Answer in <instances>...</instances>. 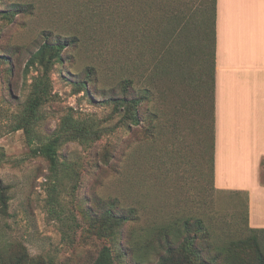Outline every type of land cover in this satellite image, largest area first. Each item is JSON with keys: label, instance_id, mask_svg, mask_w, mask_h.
Returning <instances> with one entry per match:
<instances>
[{"label": "rangeland", "instance_id": "obj_1", "mask_svg": "<svg viewBox=\"0 0 264 264\" xmlns=\"http://www.w3.org/2000/svg\"><path fill=\"white\" fill-rule=\"evenodd\" d=\"M206 3L0 0V264H94L104 247L114 264H156L136 232L159 224L184 241L200 229L205 253L255 234L264 246L245 192L214 182ZM74 37L32 112L43 71L31 54ZM65 129L54 172L32 149Z\"/></svg>", "mask_w": 264, "mask_h": 264}, {"label": "crops", "instance_id": "obj_2", "mask_svg": "<svg viewBox=\"0 0 264 264\" xmlns=\"http://www.w3.org/2000/svg\"><path fill=\"white\" fill-rule=\"evenodd\" d=\"M215 186L248 195L264 230V0H218Z\"/></svg>", "mask_w": 264, "mask_h": 264}, {"label": "trees", "instance_id": "obj_3", "mask_svg": "<svg viewBox=\"0 0 264 264\" xmlns=\"http://www.w3.org/2000/svg\"><path fill=\"white\" fill-rule=\"evenodd\" d=\"M217 2L218 0H207L206 10L208 13L207 22L209 28L207 30V58L206 65H209V81L211 82V140H212V167H214V142H215V89H216V53H217ZM76 41V37L72 39L61 38L57 40L47 39L43 42L36 51H34L27 63V67L39 66L42 68L43 74L39 77L37 82L38 92L41 94L34 97L32 101V112L35 111V106L38 105L39 98L43 97L48 90L49 86V73L57 62H63V52L67 46H70ZM90 74V73H89ZM48 80V81H47ZM83 86L87 84V80H82ZM118 107H126L128 104L132 105L138 101L136 99H129L124 97L123 99H114ZM30 122L29 120H27ZM30 124V123H29ZM26 127L28 134L30 135V143L33 142L32 130L30 127L20 125L18 128ZM65 128V127H64ZM73 130L81 131V128L77 125L73 126ZM69 129H65V134L56 133L54 136L44 140L40 145L34 147L32 150L36 155H42L45 157L51 166V170L54 172L60 171V160L58 150L60 142L64 136H68ZM264 164V160L262 161ZM1 185V183H0ZM238 193L240 191H237ZM241 193V192H240ZM243 193V192H242ZM246 194V201L248 198ZM3 198L4 193H1ZM3 206H6V202L3 200ZM112 218H117L120 222L121 217L109 212ZM198 228H203L204 224L202 220L197 218L195 221ZM190 220L186 222L188 226ZM180 227L176 224H159L153 227L150 236L136 232V246L140 249H146V251L153 248L157 254L156 264H264V246L259 241L257 235H253L248 239L231 242L227 245H216L213 250L205 253L203 250H199L197 243L200 239V229L194 232L188 231L185 241L181 237H178V231H172ZM256 232H264L260 229H252ZM189 245V247H188ZM211 252V253H210ZM26 253L21 254L18 258L14 259L10 264H47L46 262L37 261L36 259H27ZM25 260V261H24ZM94 264H114L112 254L109 247H104L96 259Z\"/></svg>", "mask_w": 264, "mask_h": 264}]
</instances>
